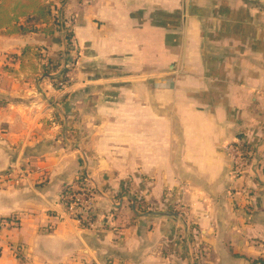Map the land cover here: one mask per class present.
Segmentation results:
<instances>
[{
    "label": "crops",
    "instance_id": "1",
    "mask_svg": "<svg viewBox=\"0 0 264 264\" xmlns=\"http://www.w3.org/2000/svg\"><path fill=\"white\" fill-rule=\"evenodd\" d=\"M52 1L77 46L65 87L44 70L63 64L61 31L22 33L2 9L0 264H255L264 0ZM235 139L252 152L240 177ZM67 187L91 191L93 228L66 213Z\"/></svg>",
    "mask_w": 264,
    "mask_h": 264
},
{
    "label": "built area",
    "instance_id": "2",
    "mask_svg": "<svg viewBox=\"0 0 264 264\" xmlns=\"http://www.w3.org/2000/svg\"><path fill=\"white\" fill-rule=\"evenodd\" d=\"M73 55V54H72ZM65 53L62 67H65L67 71L64 74V81L59 83V87H65L73 82V72L75 65L78 63V55L73 57ZM56 74H59L57 72ZM226 150L230 156L232 174L234 177H240L246 172V168L251 164L252 152L251 149L247 153L241 147V140L235 139L231 143L226 145ZM61 203L66 213L75 219L84 228H93L96 224V218L92 211L93 197L86 189L81 188L76 193H66L61 200ZM175 208L179 213L185 212V207L182 201H178L175 204ZM6 223H12L6 221Z\"/></svg>",
    "mask_w": 264,
    "mask_h": 264
},
{
    "label": "trees",
    "instance_id": "3",
    "mask_svg": "<svg viewBox=\"0 0 264 264\" xmlns=\"http://www.w3.org/2000/svg\"><path fill=\"white\" fill-rule=\"evenodd\" d=\"M64 2V0H61ZM13 3L14 17L16 20L19 19L20 16H25V20L23 24L18 25V29L22 33H27L31 31H36L39 29L37 24H45V27L42 29L46 35H52L60 31V22L57 19V15L54 14V11H58L55 3L52 0H0V25H4V16L2 15V9L7 4ZM72 31L70 34L68 33L66 36L70 40L73 36ZM68 52V49H66ZM62 67L61 62L52 63L49 62L48 65L44 67L46 73L50 74L53 72L59 71V75L54 77L56 86L59 85L60 82H63L64 74L67 71L65 67ZM59 87V86H58ZM241 140V139H240ZM241 147L247 153L250 149V144L244 140H241ZM86 189L88 192H91L89 189ZM79 190H73L70 187H67L62 194V197L66 193H76ZM141 208V205H139ZM14 220V219H13ZM255 264H264V256L259 257L253 261Z\"/></svg>",
    "mask_w": 264,
    "mask_h": 264
},
{
    "label": "rangeland",
    "instance_id": "4",
    "mask_svg": "<svg viewBox=\"0 0 264 264\" xmlns=\"http://www.w3.org/2000/svg\"><path fill=\"white\" fill-rule=\"evenodd\" d=\"M57 13V14H56ZM56 13H54L55 15H57V19H58V21L61 23L60 24V31H61V33H62V35H63V37H64V41H65V44H66V48H65V50L66 49H68V52L66 51V54H67V56L68 55H72L73 57H75V56H77L78 54H77V51H76V44L74 43V37L72 36V38L69 40L68 38H67V34L69 33L70 34V31H71V28H72V18H69V19H64V17H62V15H61V13H60V11H57ZM66 20V21H65ZM67 22V23H66ZM72 34V33H71ZM76 66V65H75ZM61 68H63V67H61ZM75 69V68H74ZM57 72H59V71H57ZM60 74V73H59ZM59 74H55V76L57 77V75H59ZM73 79L76 81V78H75V70H74V72H73ZM73 80V81H74ZM59 86V85H58Z\"/></svg>",
    "mask_w": 264,
    "mask_h": 264
}]
</instances>
